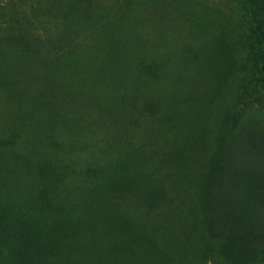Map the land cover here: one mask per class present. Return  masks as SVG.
I'll return each mask as SVG.
<instances>
[{
	"label": "rangeland",
	"instance_id": "obj_1",
	"mask_svg": "<svg viewBox=\"0 0 264 264\" xmlns=\"http://www.w3.org/2000/svg\"><path fill=\"white\" fill-rule=\"evenodd\" d=\"M260 23L264 0H0V264H227L204 239L264 264Z\"/></svg>",
	"mask_w": 264,
	"mask_h": 264
},
{
	"label": "trees",
	"instance_id": "obj_2",
	"mask_svg": "<svg viewBox=\"0 0 264 264\" xmlns=\"http://www.w3.org/2000/svg\"><path fill=\"white\" fill-rule=\"evenodd\" d=\"M256 10H259V13L261 12V7L257 6ZM254 32H257L258 37L264 36V26L263 24H257L256 27L253 29ZM264 41V40H263ZM261 57L264 58L263 53H260ZM262 69L264 72V64L262 65ZM262 84L264 85V78H262ZM248 96H250V92L247 91ZM247 96V97H248ZM189 223V221H188ZM187 230L189 233V236L195 237L196 236V231L195 228L191 223L188 224ZM188 240V241H187ZM178 247L182 251H189L193 250L192 245H191V238L190 237H176L175 240L173 241L172 248ZM199 255H201L202 259H204V255L206 254H212L213 261H216L217 259H223L227 264H239L243 263V256L241 255V252L237 250L235 247H231L230 251H219L215 249V247L210 244V241L204 239L203 240V247L201 249L196 250Z\"/></svg>",
	"mask_w": 264,
	"mask_h": 264
}]
</instances>
